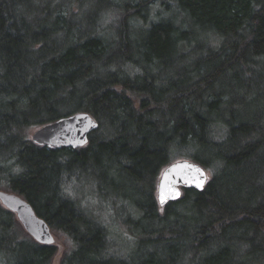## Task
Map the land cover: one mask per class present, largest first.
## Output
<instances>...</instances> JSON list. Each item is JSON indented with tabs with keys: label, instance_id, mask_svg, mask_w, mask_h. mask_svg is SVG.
Instances as JSON below:
<instances>
[{
	"label": "trees",
	"instance_id": "1",
	"mask_svg": "<svg viewBox=\"0 0 264 264\" xmlns=\"http://www.w3.org/2000/svg\"><path fill=\"white\" fill-rule=\"evenodd\" d=\"M82 111L100 124L87 145L33 142ZM185 156L212 177L161 208L159 176ZM74 180L135 213L117 264H264V0H0V185L67 236L61 264H114L113 218ZM57 253L0 203V264Z\"/></svg>",
	"mask_w": 264,
	"mask_h": 264
},
{
	"label": "water",
	"instance_id": "2",
	"mask_svg": "<svg viewBox=\"0 0 264 264\" xmlns=\"http://www.w3.org/2000/svg\"><path fill=\"white\" fill-rule=\"evenodd\" d=\"M100 124L89 112H77L48 122L31 133L34 143L53 149L79 148L88 144L90 135ZM208 170L198 162L180 159L167 165L157 184V198L161 208L180 199L184 188L202 191L209 182ZM163 199V202H161ZM0 203L13 212L26 232L37 242L56 245L49 223L36 212L22 195L0 189Z\"/></svg>",
	"mask_w": 264,
	"mask_h": 264
},
{
	"label": "rangeland",
	"instance_id": "3",
	"mask_svg": "<svg viewBox=\"0 0 264 264\" xmlns=\"http://www.w3.org/2000/svg\"><path fill=\"white\" fill-rule=\"evenodd\" d=\"M169 14L171 15V13L163 12L162 6L158 3L156 5V9L153 12V19L159 18L160 16H169ZM36 129L37 128L31 130L30 134ZM180 159L192 160L190 156H185L182 158L177 157L173 162ZM207 170L209 178H211L212 172L209 169ZM70 185L72 186L71 188H74V195L83 199L82 202H84V204L87 203L89 208L94 213L105 215L108 221L113 218L112 229L114 231H111L112 243L110 246V250H108L109 253L104 255L103 258L107 261L111 259L112 263L117 264L122 259L121 257L128 256L129 252H131V255H134V253L136 252L135 250L138 247V241L137 239L133 238L129 226L124 221L127 218L129 212L135 216V213H133V211L127 210L128 207H130L129 203H118V205L112 207L108 202L106 203L103 200V196L98 192L97 189L95 191L93 187L86 186L84 190H81L79 187L82 186V183L78 180H74ZM0 189H4V186L0 185ZM132 207L133 205L131 206V208ZM52 231L56 238V245L58 247V253L56 254L52 264H61L63 254L71 247V242L62 232L55 230ZM129 261L131 260L129 259Z\"/></svg>",
	"mask_w": 264,
	"mask_h": 264
},
{
	"label": "snow or ice",
	"instance_id": "4",
	"mask_svg": "<svg viewBox=\"0 0 264 264\" xmlns=\"http://www.w3.org/2000/svg\"><path fill=\"white\" fill-rule=\"evenodd\" d=\"M161 202H163V199H162V201Z\"/></svg>",
	"mask_w": 264,
	"mask_h": 264
},
{
	"label": "bare ground",
	"instance_id": "5",
	"mask_svg": "<svg viewBox=\"0 0 264 264\" xmlns=\"http://www.w3.org/2000/svg\"><path fill=\"white\" fill-rule=\"evenodd\" d=\"M170 20V19H169Z\"/></svg>",
	"mask_w": 264,
	"mask_h": 264
}]
</instances>
